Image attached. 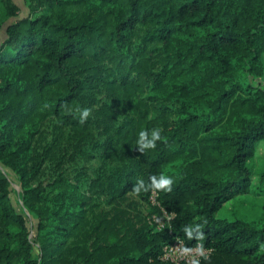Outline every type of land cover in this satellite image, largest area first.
Segmentation results:
<instances>
[{"label": "trees", "instance_id": "trees-1", "mask_svg": "<svg viewBox=\"0 0 264 264\" xmlns=\"http://www.w3.org/2000/svg\"><path fill=\"white\" fill-rule=\"evenodd\" d=\"M22 2L0 0V264H172L177 239L264 264V205L218 217L264 203V0ZM165 169L171 191H132Z\"/></svg>", "mask_w": 264, "mask_h": 264}, {"label": "clouds", "instance_id": "clouds-1", "mask_svg": "<svg viewBox=\"0 0 264 264\" xmlns=\"http://www.w3.org/2000/svg\"><path fill=\"white\" fill-rule=\"evenodd\" d=\"M74 111L78 114L79 122L84 123L90 115V108H76ZM162 130L158 127L152 129H144L139 131L138 137L136 140L137 150L143 154L148 150H154L157 148V142L162 140ZM174 184V178L168 175V170L165 169L163 172L158 175H152L149 182H146L144 179H137L136 183L133 185L132 191L136 194H139L141 191L148 190H163L165 192L172 190V185ZM202 224H189L183 228L186 236L189 238L202 237L203 233L201 231ZM201 254L203 253V245H200ZM185 252H190L191 249H183ZM208 251H211L209 249ZM195 264H199L198 261H195Z\"/></svg>", "mask_w": 264, "mask_h": 264}, {"label": "rangeland", "instance_id": "rangeland-1", "mask_svg": "<svg viewBox=\"0 0 264 264\" xmlns=\"http://www.w3.org/2000/svg\"><path fill=\"white\" fill-rule=\"evenodd\" d=\"M21 7L20 17H24L27 14L26 9L24 8L22 0H13ZM3 39V34H0V41ZM264 149L260 148L258 151V160L262 158ZM255 180V178H254ZM12 183V193L11 198L13 203L18 207L20 205V188L15 181L14 177L11 176ZM262 197H247L242 196L236 200L230 201L224 205V208L218 212V217H226L229 219L239 217L246 220H256L262 216Z\"/></svg>", "mask_w": 264, "mask_h": 264}, {"label": "built area", "instance_id": "built-area-1", "mask_svg": "<svg viewBox=\"0 0 264 264\" xmlns=\"http://www.w3.org/2000/svg\"><path fill=\"white\" fill-rule=\"evenodd\" d=\"M159 227H162L161 223L159 224ZM185 248L187 247L184 242L177 239L172 244L163 248L162 259L172 264H195V261L200 263L202 259L207 258L211 253V251H208L209 249L203 247L204 251L201 254L200 244H197L192 248H187L191 249L190 252L183 251Z\"/></svg>", "mask_w": 264, "mask_h": 264}]
</instances>
